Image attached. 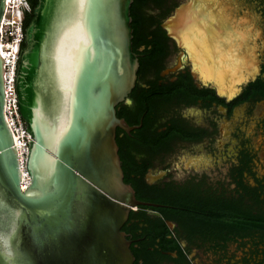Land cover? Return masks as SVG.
<instances>
[{
    "label": "flooded vegetation",
    "instance_id": "obj_1",
    "mask_svg": "<svg viewBox=\"0 0 264 264\" xmlns=\"http://www.w3.org/2000/svg\"><path fill=\"white\" fill-rule=\"evenodd\" d=\"M197 1L186 27L171 18L193 1L131 4L139 68L116 107L128 128L116 143L124 182L149 205L131 206L121 231L133 264H263L264 154L254 139L264 146V50L243 33H264V3L233 12L227 0ZM230 51L251 62L233 79Z\"/></svg>",
    "mask_w": 264,
    "mask_h": 264
},
{
    "label": "water",
    "instance_id": "obj_2",
    "mask_svg": "<svg viewBox=\"0 0 264 264\" xmlns=\"http://www.w3.org/2000/svg\"><path fill=\"white\" fill-rule=\"evenodd\" d=\"M192 1L171 23L199 19L189 12L201 3ZM132 2L37 1L15 75L31 137L24 174L4 118L0 53V264H133L121 228L131 206L149 204L137 202L124 182L116 143L117 128L128 130L116 107L139 68ZM5 11L0 0V28Z\"/></svg>",
    "mask_w": 264,
    "mask_h": 264
},
{
    "label": "built area",
    "instance_id": "obj_3",
    "mask_svg": "<svg viewBox=\"0 0 264 264\" xmlns=\"http://www.w3.org/2000/svg\"><path fill=\"white\" fill-rule=\"evenodd\" d=\"M29 10L27 0H16V2L6 0V11L0 28V53L4 63V118L11 131L23 174L24 162L28 153L27 142L31 140V137L26 131L25 124L18 112L15 75L21 50L20 46L24 40L23 18L25 12H29ZM25 178L27 179L23 175L22 183Z\"/></svg>",
    "mask_w": 264,
    "mask_h": 264
},
{
    "label": "rangeland",
    "instance_id": "obj_4",
    "mask_svg": "<svg viewBox=\"0 0 264 264\" xmlns=\"http://www.w3.org/2000/svg\"><path fill=\"white\" fill-rule=\"evenodd\" d=\"M190 1H192V0H190ZM228 2H229V5L231 6L230 8L232 9V11L234 12V11H237V12H239V11H242V12H245V11H251V10H253V9H255V8H259V7H261L262 5H263V3H264V0H227ZM184 4H186V3H184ZM207 4L206 3H204L200 8H199V14H200V16H203V12H202V8L204 7V6H206ZM209 5V4H208ZM20 14V13H19ZM257 17L259 18V15H257ZM227 19V18H226ZM230 24H232L233 26H234V23H233V21H232V19H231V21H230ZM211 26L213 25V23L211 22V24H210ZM245 28V27H244ZM247 29H248V32H246V33H243V35H245L246 37H247V39L249 40V42L251 43V42H253V43H251L250 45L251 46H254V44H255V46H257L259 49H260V47L261 46H263V48H264V33H261V35H258L257 37H255V35L252 33V31L248 28V27H246ZM262 48V51L264 50ZM247 52V51H246ZM235 55V54H234ZM235 57H236V55H235ZM246 57H247V54H246ZM237 58V57H236ZM247 58H249L250 59V56L249 57H247ZM247 58H245V57H242V60L239 62V64H235V63H230V65H232V67H230L229 69H225L224 68V70H225V72H224V76H225V78H234V76L236 75V73H237V71H238V69L241 67V66H246V65H248V66H250L251 65V62H250V60L249 59H247ZM238 59V58H237ZM228 60L231 62L232 60L231 59H229L228 58ZM237 70V71H236ZM229 71V72H228ZM239 116H242V115H239V114H237V117L236 118H238ZM259 139H261V138H259ZM254 142L256 143V144H258L259 143V140H255L254 139ZM260 142H261V140H260ZM254 145V147L257 149V151H259V153H263L264 154V146L261 148L259 145L257 146V145ZM257 174H260V175H263L264 176V172L263 171H257ZM262 176V177H263ZM263 264H264V262H263Z\"/></svg>",
    "mask_w": 264,
    "mask_h": 264
},
{
    "label": "bare ground",
    "instance_id": "obj_5",
    "mask_svg": "<svg viewBox=\"0 0 264 264\" xmlns=\"http://www.w3.org/2000/svg\"><path fill=\"white\" fill-rule=\"evenodd\" d=\"M14 1L16 2V0H14ZM188 7H190V6L188 5ZM14 13H16V12H14ZM189 13H191V15H192V13H195V9H194L192 12L190 11ZM198 14H199V13H198ZM183 30H184V35H183L184 38H181L182 43H184L185 41H187V40H188V37L191 35V32H189V29H188V28H184ZM234 54H235L234 51H231V52H230V57H229V59L232 60L231 62L228 60V58L226 59L227 62L229 63V66H230V67H232V65H230V63H236L237 60H238V59L235 57ZM236 59H237V60H236ZM230 67H229V68H230ZM224 77H225V76H224ZM24 177H26V176L24 175ZM26 183H27V179L25 178V179L23 180V183H22V187H23V188L25 187Z\"/></svg>",
    "mask_w": 264,
    "mask_h": 264
},
{
    "label": "trees",
    "instance_id": "obj_6",
    "mask_svg": "<svg viewBox=\"0 0 264 264\" xmlns=\"http://www.w3.org/2000/svg\"><path fill=\"white\" fill-rule=\"evenodd\" d=\"M37 1L38 0H27L30 6V10L29 12H25L24 20H23V31L29 25L30 21L33 18V11H34L35 6L37 5ZM23 47H24V43L22 42L20 48L22 49Z\"/></svg>",
    "mask_w": 264,
    "mask_h": 264
}]
</instances>
